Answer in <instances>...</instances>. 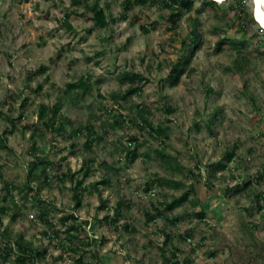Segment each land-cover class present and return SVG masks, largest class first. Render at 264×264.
I'll return each mask as SVG.
<instances>
[{"label":"rangeland","instance_id":"rangeland-1","mask_svg":"<svg viewBox=\"0 0 264 264\" xmlns=\"http://www.w3.org/2000/svg\"><path fill=\"white\" fill-rule=\"evenodd\" d=\"M121 1H99L106 14L116 19L99 29L82 15L86 7H72L70 0H0V140L4 137L6 143V148L0 147V172L4 180L15 179L19 187L27 182L29 161L33 160L31 133L23 132L17 119L23 114L29 123L41 125L37 119L40 105L54 110L49 116L62 114L75 126L91 123L103 136L91 152L82 147L85 139L77 138L81 153L76 156L71 155L74 149L69 141L56 132L37 139L38 154L54 163L55 170L50 169L54 172L48 185L40 187L39 196L57 223L58 240L49 243L45 234L52 235L54 229L38 220L32 200L28 210L15 209L11 201L5 204L2 181L0 207L11 209L0 212V233L7 238L23 234L33 247L42 253L46 250L37 264H74L58 245L67 237L60 217L75 213L79 223L95 222L112 214L122 202L118 227L129 223L133 230H121L119 238L115 227L104 223L98 228L99 239L107 240L99 246L102 260L86 255L84 264H165L160 250L162 230L171 236L163 246L170 260L167 264H174L172 254L176 251L180 264L186 258L193 264H264V200L260 205L256 200L264 194V39L252 37L259 25H250L243 34L232 15H221L220 9L216 15L202 0H195L193 11L184 13L177 29L169 31L167 12L159 5L126 10ZM245 2L253 15V1ZM72 10L77 13L71 18L70 30L63 18ZM124 10L130 19H120L118 14ZM137 14L139 20L132 24ZM191 20H197L203 40L179 83L169 87L164 80L180 57L182 32L190 28ZM155 21L157 27L149 33L142 31L141 25ZM222 39L242 44L240 50L230 43L218 45ZM40 66L48 70L30 80L29 73ZM125 70L140 73L147 81L142 97H134L125 108L117 109L111 95L128 86L119 76ZM86 76L90 77L91 93L84 101L74 99L75 91L61 92L67 84ZM140 104L149 108L155 125L170 126L172 133L168 139L162 137V144L153 140L147 129H111L105 123L104 107L114 114L136 115ZM216 110L219 113L214 120ZM209 122L212 131L207 127ZM60 124L58 121L56 126ZM61 132L65 135L68 128ZM134 136L142 145L139 156L129 165L122 148H133L129 138ZM235 149L234 160L228 162L226 153ZM161 157L172 166L177 162L179 168L161 164ZM85 159L95 160L92 173L86 177L79 173ZM68 169L84 180L80 209L73 200V184L61 182L55 175L56 170L66 173ZM35 176L43 178L39 174L29 177L34 189L40 184ZM154 179L162 181L146 193L147 182ZM165 180L182 184L176 187ZM14 192L16 202L23 204L21 191ZM185 192L189 194L181 205L164 218L147 223V213L165 209L166 202ZM200 211L206 213L203 220L196 215ZM167 216L177 218L178 223L172 225ZM189 230H193L191 236L186 235ZM215 250L216 255L210 257L209 252Z\"/></svg>","mask_w":264,"mask_h":264},{"label":"trees","instance_id":"trees-1","mask_svg":"<svg viewBox=\"0 0 264 264\" xmlns=\"http://www.w3.org/2000/svg\"><path fill=\"white\" fill-rule=\"evenodd\" d=\"M100 0H93L92 3L89 2V0H70V3L72 7L75 6H85L86 7V13H83L82 15L87 18L91 19L93 21V25L95 28L103 29L107 28L110 21H116L115 18L112 17V15H107L106 10L102 7H100L99 4ZM194 1L195 0H122L121 5L126 9H132L133 7L139 6V5H149V6H155L159 5L167 12V18H166V27L169 31H175L179 25V21L182 19L184 13H191L194 9ZM202 4L204 6L211 7L216 15H219V11L221 10V15H232L234 17V23L238 22V29L243 33H247L248 27L250 25L257 26V23L255 22L253 15L251 11L249 12L246 7L245 0H231L230 4L227 7L218 6L215 1L213 0H202ZM109 10V9H108ZM124 11L119 12V17L122 20L130 19L129 14ZM77 13L74 10L71 12L65 13L63 18V24L70 30H73L72 25L70 23L71 18L73 15ZM91 14L92 16H89ZM88 15V16H87ZM91 17V18H90ZM140 15L137 14V17L135 16L132 19V24L135 23V21L139 20ZM158 22L155 21L151 25H141V29L144 33H149L151 29L157 27ZM259 28V27H258ZM91 32V30H89ZM182 39H181V54L177 62L174 64V66L170 69L166 79L164 80V83H169V87H174L177 85L180 81V78L182 77L184 73V68L190 64V62L193 59V56L195 55L197 49L200 47L203 35L198 29V22L197 20H191V26L186 30V32H182ZM254 38H259V31L252 36ZM226 43H230L232 48L239 51L240 45L235 42H228L227 39H222L218 42V45H224ZM264 51V48H263ZM264 53V52H263ZM101 54V53H99ZM98 54V55H99ZM48 70V67L46 66H40L36 70H33L29 73V79L32 80L34 77H36L41 72H46ZM231 70V68H230ZM239 70V68H238ZM235 72V71H234ZM238 72V71H237ZM236 74V73H235ZM120 79L125 81L128 86L126 89L122 92V90H119L117 92H114L111 95V98L114 101V104L116 105L117 109H123L125 108V104L130 102L134 97H142L143 94V88L145 86V83L147 81L146 78H144L140 73H134L131 71H123L120 75ZM167 84H165L163 87H166ZM42 87L41 84L38 85V90ZM76 94V98L81 101H84L87 95H90L91 93V83H90V77H82L80 81L67 84L65 90L61 91L63 94H69L71 92H74ZM28 100L26 99L23 103V107L26 106ZM129 108H132L130 105ZM56 108V107H54ZM57 109V108H56ZM133 110V108H132ZM166 111V109L164 108ZM114 110L109 109L107 106L104 107L102 114L107 115V118L105 119V123L107 126H109L111 129H130L132 126L138 128V129H147L149 131V135L153 140H156L162 142V137L168 139L172 133L170 126L166 125V123H158L157 125L154 124L153 121H151L150 118V110L146 106V104H140L137 106L136 115H130V114H114ZM51 112H54L52 108H49L45 105H40V107L37 110V116L38 121L41 123V125L38 124V122H32L29 123L26 117L21 114L19 118L17 119V122L21 124V128L23 132L26 130L30 131V140H31V146H30V153L33 157L32 161H29V173L27 177V182L23 185V187H19L16 183L15 179L11 180H4L3 173L0 172V181L3 182L2 188L4 189L5 195L2 198V200L7 204V202L11 201L12 206L17 210H28L31 208V206L28 205L29 200L33 202L32 208L37 206V218L38 220L44 224L45 226H48L53 231V234L50 235V233H46L45 235L50 239L49 243H52L53 239L59 238L60 230L57 228V223H55L52 218L50 217V208L45 203L44 200H42L39 196V189L42 185H48L49 183V176L51 172L50 169H54V163L50 161L48 158L41 156L38 154V148H37V139L43 138L46 133L48 132H56L58 135H62V137L69 141L71 147L74 149V151L71 152L72 156L79 155L78 153H81L79 150V143L76 142L77 138L82 137L85 139V141L82 143V147L86 152L93 151L95 145L103 141V136L100 135L96 130L95 127L91 123L87 124H81L78 126L74 125V122L70 120V118L60 114V116H57L55 114L50 115ZM219 113V110H216L214 113V120L217 118V114ZM101 118V115H99L97 118ZM60 121L62 124L56 126V123ZM213 120H210L212 123ZM14 121H11L13 123ZM209 124L207 127L211 130V126ZM197 123V122H195ZM106 126V125H104ZM198 127V124L195 125ZM62 128H68V132L63 135L62 134ZM107 133V132H104ZM130 143H133V148H127L123 146V152L125 153L126 160L129 165L133 164V162L137 159L139 156L138 148L142 145L140 143L139 139L134 137L129 138ZM1 146L3 148H6L5 138L1 137ZM235 152L233 153H226L225 159L228 162H231L235 158ZM147 158H150V155L146 154ZM120 159V158H119ZM161 164L177 169L179 168L178 163L174 161L173 166L171 165V162L166 161L164 158L159 159ZM95 160L94 159H85L82 164V168L79 170V173L83 174L84 177L89 176L92 173V169L94 166ZM222 168H225L223 164L219 165ZM52 167V168H51ZM59 169V168H58ZM42 175L43 178L40 179L39 176H35V180H39L40 184L39 186L34 189L30 186V179L29 177H33L34 175ZM190 175H194L193 171L190 170ZM56 178L61 181L65 182L66 180L70 181L71 184H73V191L75 192L73 196V200L75 203L76 209H80L82 207V201L80 198V194L82 192V185L84 180L83 179H77L75 174H72L71 170L68 169L66 173L55 171ZM195 176V175H194ZM160 179H154L147 182V187L145 189L146 193L151 191L153 187L161 182ZM108 182L107 180H103V183ZM166 183H171L174 186L178 187L177 185H181L179 182H175L174 180H165ZM249 186V184H247ZM97 186V183L94 185ZM193 188V186H190V189ZM19 189L22 193V200H24L23 204L19 205L15 200V190ZM36 191V193H34ZM34 193V194H33ZM189 192H185L182 196L179 198L173 197L170 202H166L165 209L157 210V212L154 214H146L147 223L153 222L156 220L157 217L164 218L166 213L172 212L177 206L181 205V203L188 197ZM32 197V198H31ZM258 204L260 205L261 200H264V194L263 195H257L256 198ZM195 205L196 203L193 202ZM122 202H119L116 206V208L113 210L112 214H107L104 218L101 220H96L95 222H88L83 221L81 223L78 222V217L75 215V213L71 214H65L60 217L59 222L65 227L64 231L67 234V237L65 238L64 242H59V246L61 247L62 251L67 254V256L73 260L74 264H84V257L86 255H89L90 258L94 259L95 261L99 262L102 260L101 256V250L99 246H103L107 240L104 237H101L99 239V232L98 228H100L104 223L110 226L115 227L116 232H121V230L126 232H131L133 230L132 226L129 223H126L123 225L122 228L118 227V223L122 218ZM262 209V207H260ZM11 208L9 206H1L0 212L1 213H7ZM199 219H204L206 213L203 211H200V213L196 214ZM167 221L170 222L172 225H176L178 223L177 218H168ZM0 226H1V219H0ZM90 226V231L87 230V227ZM164 233V244L168 243L171 239V236L167 234L166 231L162 230ZM89 233L92 235L91 238L89 237ZM186 235L191 236L193 234V230H189L186 232ZM1 241H0V264H37V262L41 259H43L47 252L45 250L44 253L41 252L40 248H35L33 245L26 241L23 234H18L15 238H7L4 236V234H1ZM119 238L122 237V234L120 233ZM185 237V236H184ZM183 239V236L180 237ZM209 239V235L205 237V239ZM213 240V239H212ZM164 244L161 246L160 250L162 251L161 256L164 259V263H169V258L167 257L165 251H164ZM226 246V245H225ZM229 249L233 251L234 247L228 245ZM178 251H180L178 249ZM177 252V251H176ZM172 254V258L174 259V264H180L177 253ZM114 253V252H113ZM216 255L215 251H210L209 256L214 257ZM62 257V254L61 256ZM183 264H193L192 261L189 258H186Z\"/></svg>","mask_w":264,"mask_h":264},{"label":"clouds","instance_id":"clouds-1","mask_svg":"<svg viewBox=\"0 0 264 264\" xmlns=\"http://www.w3.org/2000/svg\"><path fill=\"white\" fill-rule=\"evenodd\" d=\"M215 1V3L219 6H223V7H227L230 3V0H213ZM258 3L260 2H264V0H257ZM253 18L255 20V15L253 14ZM256 22V20H255ZM259 25L258 31H259V35L262 39H264V22L262 21H257L256 22Z\"/></svg>","mask_w":264,"mask_h":264},{"label":"bare ground","instance_id":"bare-ground-1","mask_svg":"<svg viewBox=\"0 0 264 264\" xmlns=\"http://www.w3.org/2000/svg\"><path fill=\"white\" fill-rule=\"evenodd\" d=\"M253 1V14H255L257 21L264 22V2L258 3L257 0Z\"/></svg>","mask_w":264,"mask_h":264},{"label":"water","instance_id":"water-1","mask_svg":"<svg viewBox=\"0 0 264 264\" xmlns=\"http://www.w3.org/2000/svg\"><path fill=\"white\" fill-rule=\"evenodd\" d=\"M255 15V14H254ZM255 20H256V22H257V18H256V16H255Z\"/></svg>","mask_w":264,"mask_h":264},{"label":"crops","instance_id":"crops-1","mask_svg":"<svg viewBox=\"0 0 264 264\" xmlns=\"http://www.w3.org/2000/svg\"><path fill=\"white\" fill-rule=\"evenodd\" d=\"M177 255H178V253H177Z\"/></svg>","mask_w":264,"mask_h":264}]
</instances>
